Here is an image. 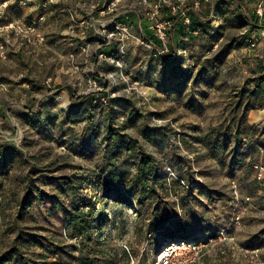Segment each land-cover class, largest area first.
Listing matches in <instances>:
<instances>
[{
  "label": "rangeland",
  "instance_id": "rangeland-1",
  "mask_svg": "<svg viewBox=\"0 0 264 264\" xmlns=\"http://www.w3.org/2000/svg\"><path fill=\"white\" fill-rule=\"evenodd\" d=\"M260 78L264 0H0V264H264Z\"/></svg>",
  "mask_w": 264,
  "mask_h": 264
},
{
  "label": "built area",
  "instance_id": "built-area-1",
  "mask_svg": "<svg viewBox=\"0 0 264 264\" xmlns=\"http://www.w3.org/2000/svg\"><path fill=\"white\" fill-rule=\"evenodd\" d=\"M258 16H262V7H259ZM200 246L190 243L188 240H176L167 242L160 251L156 264H194L196 262Z\"/></svg>",
  "mask_w": 264,
  "mask_h": 264
},
{
  "label": "trees",
  "instance_id": "trees-1",
  "mask_svg": "<svg viewBox=\"0 0 264 264\" xmlns=\"http://www.w3.org/2000/svg\"><path fill=\"white\" fill-rule=\"evenodd\" d=\"M253 81L254 82H256V88H258V87H260L262 84H263V78H260V79H253ZM256 91L255 90H253V91H243V93L242 94H244V93H249V94H254ZM81 100H84V98H82ZM247 111H248V109H247ZM142 156H144V158H143V160H148L149 158L147 157V156H145V155H143L142 154ZM142 170H146V168L145 167H142ZM77 222H79V221H77ZM76 222V219L75 220H73V221H71L70 223H69V226L70 227H73L75 230H76V232H77V234L78 235H80V236H83V235H85L86 233H87V229H86V227H84L83 229H81V228H78L77 227V225H78V223ZM168 241L167 242H171V241H176V240H179V239H176V237H174V236H170V237H168V239H167ZM166 243V242H165ZM10 254H8V256H9Z\"/></svg>",
  "mask_w": 264,
  "mask_h": 264
}]
</instances>
